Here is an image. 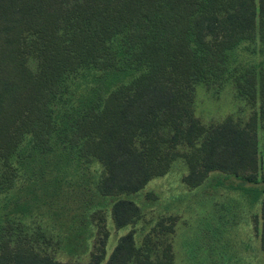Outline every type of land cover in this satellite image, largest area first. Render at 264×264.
<instances>
[{
    "label": "trees",
    "instance_id": "1",
    "mask_svg": "<svg viewBox=\"0 0 264 264\" xmlns=\"http://www.w3.org/2000/svg\"><path fill=\"white\" fill-rule=\"evenodd\" d=\"M256 41L264 0H0V264H173L170 245L152 258L132 230L106 256L108 232L100 224L91 235L85 210L107 198L113 228L132 225L140 209L127 196L178 157L192 187L211 171L264 181V67L232 56ZM225 79L251 105L258 95V111L204 125L194 88ZM258 193L264 252V186ZM80 235L94 236L87 261L55 258L62 243L84 253Z\"/></svg>",
    "mask_w": 264,
    "mask_h": 264
},
{
    "label": "rangeland",
    "instance_id": "2",
    "mask_svg": "<svg viewBox=\"0 0 264 264\" xmlns=\"http://www.w3.org/2000/svg\"><path fill=\"white\" fill-rule=\"evenodd\" d=\"M257 41L239 44L232 54L234 60L264 67V44ZM258 105V95L251 105L238 95L230 79L210 86L199 83L193 92V115L204 125L220 122L228 115L246 119L253 111H258ZM256 135L259 180L264 177V120L259 122ZM86 170L95 178L101 166L94 162ZM187 172L186 164L178 157L164 174L151 178L142 189L127 196L138 205L140 216L132 225L120 229L112 226L108 215L109 199L100 201V198H94L85 210L89 220L87 231L92 235L100 224L104 226L108 232L106 256L118 237L132 230L134 244L145 249L152 258L161 256L164 248L170 245L173 264H264L258 236V191L264 181L260 178L261 182L257 183L241 182L231 175L211 171L202 182L192 187L182 181ZM239 184L247 191L240 189ZM98 209L103 214L101 223L98 215H94L99 213ZM64 214L72 216L69 211ZM44 223L49 232L55 227L48 219H44ZM64 225L62 231L67 232L68 224ZM93 239L94 236L82 241V235L78 237L76 245L81 251L86 249L84 253L75 250L71 253L62 243L63 247L59 245L54 256L61 261L85 262ZM54 241L55 237L52 247Z\"/></svg>",
    "mask_w": 264,
    "mask_h": 264
}]
</instances>
